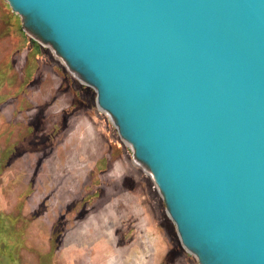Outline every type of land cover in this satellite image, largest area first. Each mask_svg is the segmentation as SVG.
<instances>
[{"label":"water","instance_id":"1","mask_svg":"<svg viewBox=\"0 0 264 264\" xmlns=\"http://www.w3.org/2000/svg\"><path fill=\"white\" fill-rule=\"evenodd\" d=\"M96 93L198 264H264V0H4Z\"/></svg>","mask_w":264,"mask_h":264},{"label":"rangeland","instance_id":"2","mask_svg":"<svg viewBox=\"0 0 264 264\" xmlns=\"http://www.w3.org/2000/svg\"><path fill=\"white\" fill-rule=\"evenodd\" d=\"M23 34L38 44L0 0V264L197 262L152 178L127 183L143 169L96 103L81 104L91 105L94 90L49 46L28 50Z\"/></svg>","mask_w":264,"mask_h":264},{"label":"trees","instance_id":"3","mask_svg":"<svg viewBox=\"0 0 264 264\" xmlns=\"http://www.w3.org/2000/svg\"><path fill=\"white\" fill-rule=\"evenodd\" d=\"M16 29H17V31L20 33V30H18V25H17V27H16ZM25 36H24V34L22 35V38H24ZM26 39H28L27 37H25ZM24 38V39H25ZM23 41V40H22ZM27 46H29V48H28V50H31L32 48H34L35 49V52H40V51H44V49L39 45V44H37V43H31V41L28 39L27 40ZM31 43V44H30ZM31 46V47H30ZM33 54V53H32ZM70 81H72V80H70L69 79V81L67 80V79H65L64 80V83L66 84V85H69L70 84ZM74 83H75V85L77 86H79V90H78V92H75V96L79 99V98H81L82 97V94H83V90H84V87L78 82V81H73ZM89 101H90V99H89ZM81 104L83 105V107L85 108V109H89V108H94L95 107V97H94V99L92 100L91 99V105H89V104H86L85 102H81ZM72 110H73V107L71 106L70 107V109H69V111L70 112H72ZM68 115V113L64 116V119L66 118V116ZM130 156V155H129ZM106 160V161H105ZM105 161V162H104ZM102 166H103V169H102V173H104V171H105V168H108V164H109V162H108V156H106V157H104L103 159H102ZM107 170V169H106ZM139 174L138 175H140V172H138ZM142 177L144 176L145 178L147 177V176H145V174H144V172L142 171ZM142 177H137V178H133L132 180H129L127 183H129V185H130V187H131V189L133 188L134 189V184H136V183H138V182H140V180L142 179ZM144 177H143V179H144ZM141 178V179H140ZM126 183V185H128ZM152 186V185H151ZM101 189L99 188V185H96L95 186V188H94V190H93V193H94V195H93V198H95V197H97V196H100V193H101V191H100ZM97 193V194H96ZM186 257H188L187 255H185ZM189 258V260H190V263L191 264H197V262L194 260V258H191V257H188Z\"/></svg>","mask_w":264,"mask_h":264},{"label":"bare ground","instance_id":"4","mask_svg":"<svg viewBox=\"0 0 264 264\" xmlns=\"http://www.w3.org/2000/svg\"><path fill=\"white\" fill-rule=\"evenodd\" d=\"M9 6V5H8ZM10 8V7H9ZM12 13H14V12H12ZM16 14V13H15ZM19 16V15H18ZM20 17V16H19ZM24 31V30H23ZM25 32V31H24ZM26 33V32H25ZM39 44V43H38ZM40 45V44H39ZM41 46V45H40ZM83 85V84H82ZM95 103H96V101H95ZM96 108H97V106H96ZM98 109V108H97ZM98 111H100V112H102V113H104L105 114V116L108 118V120H109V122L111 123V125L114 127V129L116 130V128H115V126H114V124H113V122H112V120H111V118H110V116L106 113V112H104V111H102V110H100V109H98ZM116 132H117V130H116ZM117 135H118V137H119V139L122 141V143H124L127 147H129V149H130V151H131V153H132V150H131V147L126 143V142H124L121 138H120V136H119V134H118V132H117ZM132 161H133V159H132ZM133 164L135 165V166H138V167H140L138 164H136L134 161H133ZM144 172V171H143ZM145 173V172H144ZM145 174H147V173H145ZM148 175V174H147ZM151 178V177H150ZM155 186V185H154ZM159 195V194H158Z\"/></svg>","mask_w":264,"mask_h":264},{"label":"crops","instance_id":"5","mask_svg":"<svg viewBox=\"0 0 264 264\" xmlns=\"http://www.w3.org/2000/svg\"><path fill=\"white\" fill-rule=\"evenodd\" d=\"M102 159H103V157H102ZM144 179H145V177H144ZM144 179H143V177H142L141 182L144 181Z\"/></svg>","mask_w":264,"mask_h":264}]
</instances>
